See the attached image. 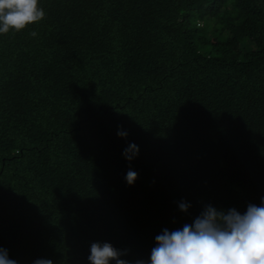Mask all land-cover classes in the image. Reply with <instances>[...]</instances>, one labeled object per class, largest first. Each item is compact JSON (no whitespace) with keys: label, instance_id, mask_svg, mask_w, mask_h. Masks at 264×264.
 I'll return each instance as SVG.
<instances>
[{"label":"trees","instance_id":"16d2710c","mask_svg":"<svg viewBox=\"0 0 264 264\" xmlns=\"http://www.w3.org/2000/svg\"><path fill=\"white\" fill-rule=\"evenodd\" d=\"M38 6L41 20L0 34V247L10 259L89 264L90 244L109 242L137 264L162 229L205 205L259 204L264 0Z\"/></svg>","mask_w":264,"mask_h":264},{"label":"clouds","instance_id":"9594fccd","mask_svg":"<svg viewBox=\"0 0 264 264\" xmlns=\"http://www.w3.org/2000/svg\"><path fill=\"white\" fill-rule=\"evenodd\" d=\"M44 16L38 0H0V34L19 31L27 24ZM29 35L36 36L35 31ZM124 137L126 132L118 130ZM138 153V146L129 143L121 155L131 160ZM137 173L128 169L124 176L132 184ZM189 204L178 203L180 211ZM121 253L109 242H92L87 260L89 264H126ZM0 264H17L0 247ZM33 264H53L51 259L37 258ZM137 264H264V196L259 204L248 203L241 212L235 208L219 209L205 205L190 223L168 230L162 229L154 237L147 261Z\"/></svg>","mask_w":264,"mask_h":264}]
</instances>
